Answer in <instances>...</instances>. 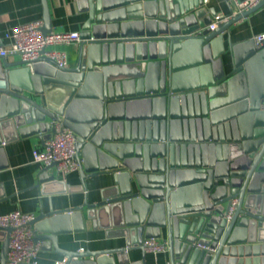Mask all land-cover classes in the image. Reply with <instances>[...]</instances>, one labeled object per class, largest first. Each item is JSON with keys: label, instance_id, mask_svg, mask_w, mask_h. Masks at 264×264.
Masks as SVG:
<instances>
[{"label": "water", "instance_id": "water-1", "mask_svg": "<svg viewBox=\"0 0 264 264\" xmlns=\"http://www.w3.org/2000/svg\"><path fill=\"white\" fill-rule=\"evenodd\" d=\"M207 2L85 0L75 65L0 58V170L3 143L43 138L61 122L77 137L81 184L44 168L43 192L85 190L87 178L105 176L99 200L32 222L34 239L65 264H113V253L144 250L152 237L167 242V264H264V38L232 33L264 0L231 9L215 29ZM84 214L126 247L61 248ZM10 231L0 227L1 264Z\"/></svg>", "mask_w": 264, "mask_h": 264}, {"label": "crops", "instance_id": "crops-1", "mask_svg": "<svg viewBox=\"0 0 264 264\" xmlns=\"http://www.w3.org/2000/svg\"><path fill=\"white\" fill-rule=\"evenodd\" d=\"M52 17V31H79L87 18L84 12L85 0H47ZM205 6L214 8L216 16L228 17L231 9L238 12L239 9L227 0H208ZM42 0H0V42L8 44L10 39L7 33L20 24L34 20L43 21ZM216 16L213 18L215 20ZM264 32V7L244 17L237 22L232 29L233 40L239 42L255 37ZM78 43L71 45H58L54 48L67 52L69 64L75 65L77 61ZM7 63L21 61L19 55H9L5 58ZM230 69L227 59L225 70ZM13 136V133H11ZM45 137L29 135L11 138L3 143L7 166L0 170V192L5 197L0 199V215L14 210L33 213L38 216L41 212L51 210H66L81 206L86 196L89 202L100 199L99 191L106 184L105 176L98 175L85 180V190L64 193H45L43 184L39 180L40 173L44 169L41 163L33 160L34 149L42 150L45 141L51 133H45ZM56 177L64 180L68 185L81 184L79 169L66 175L54 172ZM52 190L54 188H51ZM33 226V225H32ZM34 228V227H33ZM106 229L94 224L84 214V228L82 231L72 232L59 237V246L64 249H101L126 247L125 238L108 237ZM163 239V238H160ZM164 240V239H163ZM1 250V242H0ZM113 264H167L169 250L159 253L157 256L147 253L140 247H132L123 252L113 253ZM65 260L64 256L53 248L47 249L41 246L37 255V264H56Z\"/></svg>", "mask_w": 264, "mask_h": 264}, {"label": "built area", "instance_id": "built-area-1", "mask_svg": "<svg viewBox=\"0 0 264 264\" xmlns=\"http://www.w3.org/2000/svg\"><path fill=\"white\" fill-rule=\"evenodd\" d=\"M235 4L239 11L255 6L260 0H227ZM228 17L216 16L209 25L215 29L218 23ZM42 20H34L14 26L6 35L10 39L8 44L0 42V58L9 55H19L25 62L34 61L41 56L54 59L60 66H69V58L66 51L54 48L58 45H71L80 42L79 31H52L44 34ZM259 41L264 38V32L255 36ZM44 51V53H42ZM53 131L45 141L42 150L34 149L33 160L41 163L43 168L50 172L62 175L79 169L76 158V134L61 122H54ZM236 199L233 200V206ZM36 216L30 212L14 210L0 215V227H10L9 251L6 264H37V255L41 248V242L34 239L35 230L32 226ZM144 250L157 256L168 249V244L160 238H148L143 241ZM66 260L56 264H65ZM1 264V263H0Z\"/></svg>", "mask_w": 264, "mask_h": 264}]
</instances>
